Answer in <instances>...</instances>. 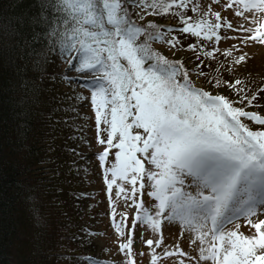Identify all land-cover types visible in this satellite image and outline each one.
<instances>
[{
    "label": "snow or ice",
    "instance_id": "snow-or-ice-1",
    "mask_svg": "<svg viewBox=\"0 0 264 264\" xmlns=\"http://www.w3.org/2000/svg\"><path fill=\"white\" fill-rule=\"evenodd\" d=\"M37 2L39 13L20 22L43 28L69 68L91 79L97 143L106 145L96 158L128 264H137L131 254L141 243L152 250L150 264L161 258L157 248L162 258L179 257L176 264H264V127L253 130L245 123L264 126V114L246 110L256 106L264 88L248 95L244 80L224 79L246 63V47L264 45V0H225L219 11L213 5L221 0ZM224 9L239 22L226 20ZM147 16L173 17L178 25L138 22ZM181 37L195 40L185 49ZM227 40L238 44L221 51L217 45ZM155 44L192 51L197 63L188 68ZM217 53L227 66L206 63ZM209 68L218 75L209 77ZM193 77L229 88L236 99L198 87ZM114 188L131 210L119 223ZM145 195L153 203L146 205ZM141 226L153 236L144 239ZM166 226L177 229L172 248L165 244ZM180 239L195 246L192 253Z\"/></svg>",
    "mask_w": 264,
    "mask_h": 264
},
{
    "label": "trees",
    "instance_id": "trees-1",
    "mask_svg": "<svg viewBox=\"0 0 264 264\" xmlns=\"http://www.w3.org/2000/svg\"><path fill=\"white\" fill-rule=\"evenodd\" d=\"M39 10L37 0H0V264H56L63 257L62 242L41 228L33 242L34 258L24 256L27 250L33 252L26 250L28 240L19 244L22 229L29 228L25 227V212L49 210L46 220L58 217L65 221L68 190L63 184L68 186L66 176L71 174L68 151L63 150L70 134L60 125L71 119V110L66 111L56 95L59 83L64 82L60 73L53 72L55 64L65 58L43 28L20 22ZM154 20L161 25L167 21L178 24L173 17L154 16ZM158 50L171 60H182L188 68L193 65L182 54L169 56ZM195 79L209 88L228 91L236 99L231 90L213 87L202 77ZM80 95L76 92L68 97L69 105L80 101ZM65 241L70 248L71 242ZM68 258L76 263L71 251Z\"/></svg>",
    "mask_w": 264,
    "mask_h": 264
},
{
    "label": "rangeland",
    "instance_id": "rangeland-1",
    "mask_svg": "<svg viewBox=\"0 0 264 264\" xmlns=\"http://www.w3.org/2000/svg\"><path fill=\"white\" fill-rule=\"evenodd\" d=\"M199 2L203 4L206 3V0H199ZM224 3L225 0H221V4L213 5V8L217 11L222 10L224 8ZM223 15L226 20L231 21L233 24L239 22L238 18L234 17L230 10L224 9ZM149 20H154V16H147L142 22L146 24ZM165 25L177 26L178 24L167 21L165 22ZM229 35H234V33L229 32ZM181 40L186 49L187 45L194 42L195 38L189 37L184 39L181 37ZM206 43H208L209 48H211V43ZM234 44H238V41H221L217 47L223 51ZM154 47L162 50L169 56L182 54L184 59L191 58L193 65L195 64V53L192 51H173L163 44H155ZM244 52L248 54L246 63L241 65L231 74L225 73L224 79L229 77L227 80H232L234 79L232 76H234L244 80L250 90L248 95H251L258 89L264 88V45L254 43L250 47H246ZM217 61H223L225 66L228 64V60L220 53L216 54L215 61H206V63L211 64L212 68H217L219 67ZM55 70L60 73V78L64 82L63 85L59 83L56 95L59 97L61 105L65 107V110H71V119L68 118V121L60 122L62 131L70 134L67 140H64L63 142V150L68 151V159L70 161L68 169L71 171V174L69 172L70 177L69 175L66 176L68 186L66 183L63 184L64 189L68 190L66 201H64L66 207L63 212L65 221L63 219L59 220L58 217L53 216L52 221L46 220V217L51 214L49 210L41 211L39 214L36 209L35 211L33 210L32 214L25 212V227L29 228H26L25 230L24 228L22 229L19 244L21 246L22 240H28L29 244L26 250L31 248L33 249V252L27 250L25 251L24 256L27 259H29V257L34 258L36 250L33 242L36 240L35 236L38 237L39 228H41V230L50 231L52 235H55V240L57 242H62L64 246L62 247L63 257L59 258L56 264H90L89 261L82 259V255L94 258L97 264H128L129 258L119 249V243L122 242V238L118 236L113 225L111 215L113 206L110 204L109 196L107 194V187L103 178V168L96 158V155L102 152L106 145H99L97 143L94 106L90 103V90L92 86L89 87L86 85H92L91 79L88 74H81L72 71L66 60L56 63L53 72H55ZM206 71L207 75L211 77L218 75V73L212 71L211 68ZM220 71L223 72L224 69L221 68ZM65 77H67V79ZM193 78L198 87H202L213 94L224 95L230 99H235L231 98L228 91L224 92L209 88L203 84L201 79L197 81L195 77ZM223 89L230 90L227 87H223ZM76 92H80L81 94L79 97L80 101H77L76 103L73 102L74 104L69 105V100H67V98ZM246 110L264 114V93L261 94L255 107H248ZM245 123H247L253 130L264 127L255 125L250 121H245ZM114 151L115 149H113V152ZM112 159L113 157L110 153L108 157L109 163H111ZM60 178L64 179L65 177L60 175ZM125 187L130 186L125 185ZM70 190L73 193H70ZM82 193H87L88 195L81 198ZM143 199L145 200L146 205L153 203L147 195H145ZM112 201L115 205L116 222L119 223L121 220V214L125 211L131 212V210L125 207V201L122 198H117L115 188L113 189ZM28 218L32 222H29ZM128 223L131 224V217L129 218ZM240 223L243 224V221ZM242 230L247 232V229ZM137 231H143L144 239L153 236V234L144 230L143 226L138 228ZM89 233L92 235H89ZM164 237L165 244L168 245L169 248H172L177 242L176 227L166 226L164 228ZM65 239L71 242L70 248L68 246L66 247L67 242ZM179 244L189 253H192V250L195 247L189 246L184 239H180ZM69 251H71V256L76 263H74L73 260H69ZM155 251L158 257H161L158 260V264H176V261L180 259L179 257L162 258L163 254L161 249L157 248ZM139 252L144 254L139 255ZM76 254H79V256H76ZM131 255L136 259L137 264H150L152 250L142 243L139 244L138 248L137 245L134 244ZM25 262L26 264H30L31 261ZM186 264H193V262L186 260Z\"/></svg>",
    "mask_w": 264,
    "mask_h": 264
}]
</instances>
